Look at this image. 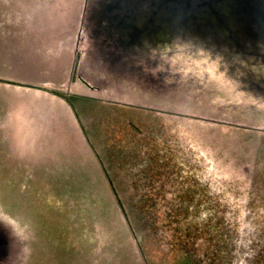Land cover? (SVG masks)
I'll list each match as a JSON object with an SVG mask.
<instances>
[{"label":"rangeland","instance_id":"374dc122","mask_svg":"<svg viewBox=\"0 0 264 264\" xmlns=\"http://www.w3.org/2000/svg\"><path fill=\"white\" fill-rule=\"evenodd\" d=\"M10 49L12 76L6 79L14 85L0 91V107L45 93L32 84L64 82L65 71L30 68L28 60L18 66L14 56L22 53ZM62 98L61 141L46 160L33 165L12 146L10 157L0 142V216L20 242L17 264H164L186 256L193 264H232L238 233H218L231 223L215 220L217 208L207 212L214 209L207 200L218 204L209 190L233 182L234 173L219 167L215 152L238 133L226 128L232 125L73 93ZM244 236L253 243L239 249L241 258L264 233Z\"/></svg>","mask_w":264,"mask_h":264},{"label":"water","instance_id":"95a60500","mask_svg":"<svg viewBox=\"0 0 264 264\" xmlns=\"http://www.w3.org/2000/svg\"><path fill=\"white\" fill-rule=\"evenodd\" d=\"M16 1L25 4L16 6V19L29 24L35 40L30 68L65 71V95L264 132V0ZM50 97L13 100V116L5 119L11 146L33 160L55 150L48 138L61 141L62 120L53 133L41 124L49 121L44 112L31 110L61 103ZM13 233L0 216V264H17Z\"/></svg>","mask_w":264,"mask_h":264},{"label":"flooded vegetation","instance_id":"af4514ba","mask_svg":"<svg viewBox=\"0 0 264 264\" xmlns=\"http://www.w3.org/2000/svg\"><path fill=\"white\" fill-rule=\"evenodd\" d=\"M25 27L26 24L20 25L18 22L13 21V16L8 5L0 7V70L3 69L4 71V74L0 71V91H2L4 86L7 87L8 84L14 85V83H11L8 79L4 80V78H10L12 76V74H10L12 63L9 57L11 46L13 49L15 48L22 53L20 54L21 57L23 54L24 56L25 54L28 55L29 52L34 50V44H31V42H28L25 38L27 35ZM76 59H79L78 55ZM75 63L72 71V79H75L78 72V62ZM26 87L30 88L31 86ZM50 87L51 89L44 90L61 98L65 97V94L59 90V86L50 85ZM31 88L42 89L39 86H32ZM78 98H85L93 102L117 104L123 107L148 110L138 105L131 106L110 100H101L84 96H78ZM5 110V108L0 107V115L3 114ZM157 114L160 113L157 112ZM226 128H230L238 133L232 134V136L226 138V140L222 139V143L220 142L217 150H215L217 157V160H215L218 162L219 167L224 169L228 168L229 171L234 173L233 182L231 183V187L227 186L228 182H224V184L219 185L220 187L216 189L211 188L209 190L210 192H208L207 195H209L210 198H216L218 204H216L215 207L213 201L210 199L207 200L208 205H214V209H212V211H205L209 212L211 215V212L215 211L217 208V210H219L217 212L220 214L215 217V220L221 222L229 221L231 223L230 229L223 228L222 226L218 233H238L236 234L238 235L236 241L237 249L234 253L236 256L233 258L232 264H264V236L257 239L256 246H253V249L248 253H243L242 258L239 251V249L247 250L249 248L248 245L253 243V241L251 242L244 236V233H264V132L232 126H226ZM1 132L2 128L0 125V142L6 144L8 156L14 157L13 151L9 148L11 144H9L8 139ZM56 144L57 143L51 141L49 143V145L53 146L55 151ZM51 154L52 152L49 150L42 159L33 160L31 158L29 163L33 165L40 164L41 161L46 160V157H49ZM225 196L232 199L228 201ZM207 201L203 203L204 207H206ZM249 224L253 225L251 232L246 229ZM128 227L132 232L133 229L129 223ZM261 227L262 230L260 229ZM135 240H137L139 252L142 254L138 237L137 239L135 238ZM239 258H241V261H239Z\"/></svg>","mask_w":264,"mask_h":264},{"label":"crops","instance_id":"0c3cea01","mask_svg":"<svg viewBox=\"0 0 264 264\" xmlns=\"http://www.w3.org/2000/svg\"><path fill=\"white\" fill-rule=\"evenodd\" d=\"M23 3V2H22ZM7 4H11V7H10V11L12 13V16H13V21L14 22H18V24L20 25H23V24H26V27H25V32H26V40L28 42H31V44H34L35 45V40H34V37L28 32V27H29V24L26 23V22H20V21H17L16 19V6L17 4H21V3H18L16 0H0V7H4L5 5L7 6ZM13 4L16 6L13 8ZM23 5L25 6V4L23 3ZM4 12V11H3ZM5 14V12H4ZM11 39V37H10ZM9 39V40H10ZM33 42V43H32ZM30 53V52H29ZM29 55V54H28ZM26 55V56H28ZM20 58L21 60H24V61H27V58H22V57H18ZM26 59V60H25ZM6 78H4L5 80ZM3 90L7 91V90H11L9 87H6L4 86L3 89H2V93H3ZM41 90H44V89H41ZM45 93H43L42 95H39V93H34L33 95L31 96H40L42 98H47V101L51 100L50 97L51 95H54V94H51L49 93L48 91L44 90ZM46 96H49V97H46ZM11 104L13 105V101L11 102ZM10 106V108H5L6 110L3 112V114L0 115V125L3 126L4 123H5V119H8V116L11 118L13 116V113H14V108L13 106ZM32 112L34 114H40V112H44V117L48 118L49 121H45V122H42V126L43 127H48V131L50 132H57L58 130V127H59V122L62 120V112H63V108L61 106V103H56L55 101L54 102H51V103H48V104H45V105H35V107H32ZM41 110V111H40ZM6 124V123H5ZM44 129V128H42ZM54 135V134H53ZM9 141V138L8 136L6 137ZM49 141H55L56 138H48ZM43 140V139H42ZM41 141V139H40ZM44 141V140H43ZM46 141V140H45ZM10 142V141H9Z\"/></svg>","mask_w":264,"mask_h":264},{"label":"trees","instance_id":"16d2710c","mask_svg":"<svg viewBox=\"0 0 264 264\" xmlns=\"http://www.w3.org/2000/svg\"><path fill=\"white\" fill-rule=\"evenodd\" d=\"M148 206H151V204H148ZM152 207V206H151ZM163 208H164V214H165V217L167 216L166 215V211H167V206L166 205H163ZM153 213H154V211H153ZM127 222L130 224V226H131V228L133 229V227H132V223H130V220H127ZM141 251H142V248H141ZM142 254H143V252H142ZM143 259H144V254H143ZM181 260H183V261H185L186 263H188V264H193L192 262H191V260H190V258L189 257H183V258H179L178 260H175V261H165L166 263H164V264H175L174 262H180ZM145 261V260H144Z\"/></svg>","mask_w":264,"mask_h":264}]
</instances>
